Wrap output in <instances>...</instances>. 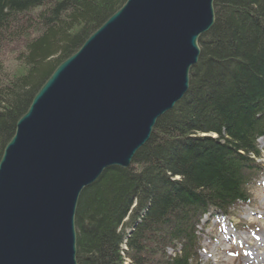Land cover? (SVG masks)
Segmentation results:
<instances>
[{
    "label": "trees",
    "instance_id": "16d2710c",
    "mask_svg": "<svg viewBox=\"0 0 264 264\" xmlns=\"http://www.w3.org/2000/svg\"><path fill=\"white\" fill-rule=\"evenodd\" d=\"M124 2L0 0V157L57 65ZM213 10L183 97L128 167L107 168L82 190L77 264H201L202 217L250 202L264 173L255 162L264 137V0H214ZM10 54L15 68L5 66Z\"/></svg>",
    "mask_w": 264,
    "mask_h": 264
},
{
    "label": "water",
    "instance_id": "95a60500",
    "mask_svg": "<svg viewBox=\"0 0 264 264\" xmlns=\"http://www.w3.org/2000/svg\"><path fill=\"white\" fill-rule=\"evenodd\" d=\"M214 0H125L33 96L0 158V264H77L82 190L188 88Z\"/></svg>",
    "mask_w": 264,
    "mask_h": 264
},
{
    "label": "rangeland",
    "instance_id": "374dc122",
    "mask_svg": "<svg viewBox=\"0 0 264 264\" xmlns=\"http://www.w3.org/2000/svg\"><path fill=\"white\" fill-rule=\"evenodd\" d=\"M7 53L2 56L5 62ZM11 57L5 66L15 68ZM258 145V161L264 164V137ZM249 194L250 202L236 204L227 216L212 209L202 217L198 226L201 264H264V178L249 188Z\"/></svg>",
    "mask_w": 264,
    "mask_h": 264
},
{
    "label": "bare ground",
    "instance_id": "6f19581e",
    "mask_svg": "<svg viewBox=\"0 0 264 264\" xmlns=\"http://www.w3.org/2000/svg\"><path fill=\"white\" fill-rule=\"evenodd\" d=\"M115 11H116V10H115ZM188 83H189V82H188ZM187 89H188V88H187ZM186 91H187V90H186ZM186 91H185V92H186ZM184 94H185V93H184ZM184 94H183V95H184ZM182 97H183V96H182ZM182 97H181V98H182ZM181 98H180V99H181ZM180 99H179V100H180ZM179 100H178V101H179ZM178 101H176L175 104H176ZM175 104H174V105H175ZM174 105H173V107H174ZM173 107H172V108H173ZM172 108H171V109H172ZM171 109L166 110L163 114H165L166 112H168V111L171 110ZM163 114H161L159 117H161ZM159 117H158V118H159ZM208 135H211V136H213V137H214V136L216 137V135H215L214 133H210V134H208ZM259 158H260V157L256 158V159H255V162H256L257 164H260V166L264 167V164H261V163L258 161ZM261 175L264 176V173H262ZM77 204H78V202H77ZM209 213H212V212L209 211V212L206 213L204 216H208ZM214 215L217 216V214H215V213H214ZM204 216H203V217H204ZM74 226H75V221H74ZM75 238H77L76 228H75ZM75 246H76V243H75Z\"/></svg>",
    "mask_w": 264,
    "mask_h": 264
}]
</instances>
